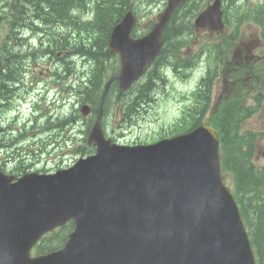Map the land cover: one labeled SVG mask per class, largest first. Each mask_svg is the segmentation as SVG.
<instances>
[{
  "label": "water",
  "instance_id": "95a60500",
  "mask_svg": "<svg viewBox=\"0 0 264 264\" xmlns=\"http://www.w3.org/2000/svg\"><path fill=\"white\" fill-rule=\"evenodd\" d=\"M180 1L168 0L167 7L157 17V23L143 37L130 38L129 32L134 23L130 12L125 15L120 24L114 27L109 49L120 55L119 87L122 90L127 89L143 71L145 65L157 55L161 46L163 26ZM215 15L216 10L213 7L208 8L197 24L203 25L209 21V26L213 27L210 21ZM82 111L86 113L88 109L83 107ZM100 116L101 109L88 138V143L93 142L97 145V154L93 160L79 161L76 167L71 169L72 173L68 175V178L71 183L77 182L78 185V175H82L86 178V183L79 186L77 193L83 195L93 192L97 195L102 194L103 198L94 199V207L89 205L91 199L85 198L88 200L87 204L85 207H80L78 204L82 198L62 200L49 196L60 188V182L65 177L63 175L51 178H35L26 175L14 185H9L6 179H0V215H2L0 264H62L71 257L69 264H77L84 259L85 246L78 256L75 254L97 219L108 216L110 213H114L112 216L115 213L122 215V212L128 210L156 212L154 198L157 199L163 195L158 191L159 184L166 178L171 179L173 183L175 181L171 161L164 158L161 152L150 156L157 145L121 149L109 146V142L103 139L100 132ZM208 129H197L192 134L178 137L169 144L184 145L188 152H192L197 146L194 139H201V148H203L210 142ZM213 154L211 161L215 163V152ZM183 174L186 177V173ZM103 179L109 183L105 188L100 186ZM69 217H74L77 222V230L72 237L69 249L62 255L29 262L24 251L30 242L44 228ZM132 220L139 225L146 224L139 213L135 214Z\"/></svg>",
  "mask_w": 264,
  "mask_h": 264
},
{
  "label": "rangeland",
  "instance_id": "374dc122",
  "mask_svg": "<svg viewBox=\"0 0 264 264\" xmlns=\"http://www.w3.org/2000/svg\"><path fill=\"white\" fill-rule=\"evenodd\" d=\"M144 5H141L140 8L143 9L140 14L143 13L144 10H147V8H144ZM143 15V14H142ZM148 16H144L141 19V27L144 29L147 27L148 25ZM30 19H25L26 23H28ZM4 25L0 24V33L1 31H4ZM256 31L255 28H247L246 32H245V37L243 38V41L250 45L253 44V38H254V32ZM207 40H209V34L206 33H202L199 34L198 36H196V38L193 39V44L191 45V53H194L197 51V49L201 46H207L208 43ZM21 42V41H19ZM32 43L38 45L39 39L38 37H34L31 41ZM42 47L46 46V42L41 43ZM185 50V49H184ZM182 50V51H184ZM72 62L74 66H78L76 68V72L75 75L74 74H70L68 76H66L63 80H61L59 82V84H55L52 80V75L51 73L55 70V62L50 63V61L47 62H43L42 59H38L36 62L31 63L30 65V71L31 74H29V76L26 77L27 83L24 86H20L19 89H17L12 97H15L16 99H13L16 102H20L19 106L21 108V110L18 113H15L18 116L17 122L14 123L13 125H11V128L14 129V134H17L19 129H23L24 127L29 128L30 123V117H31V113L33 110V107H30V103L32 102V100L34 98H37V96H43V98H38L37 102L40 104V106H44L42 109V113L44 115V117H47L48 120L50 122H52V115L51 112H49L47 110L46 107H48V102L51 101V99L56 95L57 99H58V103H62V104H70V99L71 97L69 95L64 94L63 92L58 93V91L61 90V88L67 84L68 82H70L71 79L76 78V76L80 75L81 73V69H82V64H83V60L78 57V56H74L72 58ZM60 63V62H58ZM6 66V75L8 74V67ZM48 77L50 80L47 81L44 78ZM10 78V77H8ZM30 80L34 81H38L37 83H33L30 84ZM47 83H44L46 82ZM20 82V81H19ZM42 86V89L44 88V86H47L48 88H50V91L48 92H41L40 88ZM220 88V82L216 81L215 85H214V92H216L218 89ZM181 91L180 87H177V90L174 92L173 96H177L178 93ZM261 94H262V99H261V104L259 106V111L255 112L254 114H252L249 119L246 120L245 122V126L246 127H256L257 129H259L261 132H264V84L261 86ZM48 96L47 100L45 99V96ZM82 96V95H80ZM51 98V99H50ZM0 108H1V104H0ZM169 111L170 113H149L147 114V116H145V118L141 121H139V125L138 126H133L132 127V133H130V131L128 130H123L124 132V136L123 138L127 139V138H132L134 136H138V135H147L148 137H150L151 135H156V133L159 130L160 126L165 127L166 125L170 124L171 122H173V119L175 117L174 115V111H172L170 108H172V104L171 102H169ZM29 112H28V110ZM58 113H62V111H58ZM11 112H3L1 114L2 117L5 118H10L11 116L15 115ZM117 123H118V119L117 122L114 126H112L114 128V134H120L122 132L121 129H119L117 127ZM41 127L46 128L47 124L46 121H43L40 123ZM83 122H79L77 123V125L80 128H83L82 126ZM59 127L56 128H51V132L52 131H57ZM71 128V129H70ZM76 129H78L77 127H75V125L72 124V126H70L66 131V139L65 141H63L59 146V150H56L54 153H51L49 155H43L41 157V162L37 165L38 169H42V168H61V167H66L65 165L68 164H72L73 161L76 160L77 155H72L70 153V150H73L76 148V146L80 143L81 141V137L82 135L76 131ZM47 135V133H44ZM144 137V136H143ZM260 138L262 140H264V134L260 135ZM264 151V144H262V149L261 152ZM57 154H60L59 156H57ZM14 158H19L18 155H15ZM4 159L3 158V152L0 153V160ZM75 159V160H74ZM27 164L29 163L28 161L26 162ZM12 164H8L7 167L8 168H12ZM56 168V169H57ZM34 169V168H33ZM59 234L51 237L47 243H51L53 246H61L62 243L60 242L61 239L58 236ZM60 242V243H59Z\"/></svg>",
  "mask_w": 264,
  "mask_h": 264
},
{
  "label": "trees",
  "instance_id": "16d2710c",
  "mask_svg": "<svg viewBox=\"0 0 264 264\" xmlns=\"http://www.w3.org/2000/svg\"><path fill=\"white\" fill-rule=\"evenodd\" d=\"M69 0H31L30 2V10L36 12V15L33 16L34 18H39L41 15H47L49 14L52 10L57 13V15H61L59 11L63 10L65 5L67 4ZM38 7V8H37ZM51 8V9H50ZM35 9V10H34ZM102 16L97 17L95 19V22L85 30V34L83 35V40L86 41L88 38L91 43L96 44V43H105L106 38L108 35V32L112 26V24L119 19V16L121 15V11L114 9L112 7L106 6L102 9ZM194 12V10H192ZM225 14L227 18V22H234L236 24L242 22V21H254L256 23H260L264 27V18L256 11H244L240 8H230V12L228 11L227 8H225ZM30 18V16H27L25 19ZM19 40V36L17 37V41ZM92 57L96 60V67L92 70V78L95 79L97 75L100 76L98 77L97 81L93 83V86H99V84L102 82V78L104 76V73H101L102 67H99V64L102 61V56L100 53V49L96 50H88ZM103 56H105L103 54ZM164 54L162 56L158 57L156 60V65H160L162 63V59L164 58ZM105 58V57H103ZM5 63L8 67L7 71L8 74L6 75L7 77H12L15 75L16 69L22 67V62L20 59L11 58L10 60L4 59ZM21 70L19 69V72ZM18 75V74H17ZM147 85V84H146ZM145 85V87H146ZM152 89V87H151ZM147 92V89L144 90L143 92L141 91V95H145ZM109 99L107 100L106 107H108ZM130 108H133L134 105L132 103L129 104ZM223 123V127H224ZM244 177H246V173L244 172L243 174Z\"/></svg>",
  "mask_w": 264,
  "mask_h": 264
},
{
  "label": "bare ground",
  "instance_id": "6f19581e",
  "mask_svg": "<svg viewBox=\"0 0 264 264\" xmlns=\"http://www.w3.org/2000/svg\"><path fill=\"white\" fill-rule=\"evenodd\" d=\"M38 8V7H37ZM51 9V8H50ZM35 10V9H34ZM29 19H31V20H35V19H38V18H34V17H31V18H29ZM19 36V40H18V42L19 41H22V36L21 35H17V37ZM3 64L5 65L6 63H5V60L3 59ZM19 80V79H18Z\"/></svg>",
  "mask_w": 264,
  "mask_h": 264
}]
</instances>
